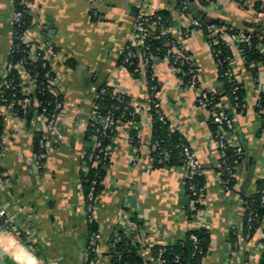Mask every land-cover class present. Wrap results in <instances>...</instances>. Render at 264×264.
Masks as SVG:
<instances>
[{
    "label": "crops",
    "instance_id": "0c3cea01",
    "mask_svg": "<svg viewBox=\"0 0 264 264\" xmlns=\"http://www.w3.org/2000/svg\"><path fill=\"white\" fill-rule=\"evenodd\" d=\"M136 1L28 2L33 17L31 39L38 50H47L65 107L58 121L61 138L45 148V165L39 169L35 136L45 132L44 124L35 112L31 118L22 117L15 115L12 108L0 106L3 120L0 209L6 210L17 228L7 231L0 225V254L12 264H86L90 227L83 193V166L89 146L95 143L88 134L96 98L105 85L126 95L132 105L141 106L138 129L141 146L137 149L130 143L132 129L121 123L118 136L112 140L111 158L104 166L97 197L99 227L105 235H111L125 222L123 214L133 215L142 230L136 238L141 253L144 259L150 260L157 245L174 242L190 227L198 228L205 223L210 243L203 264H230L229 228L239 218L244 198L256 189L264 176V132L259 130L255 109L264 91V65H259L254 73L243 59L240 44L226 39L246 103L245 111L230 108L236 119L234 139L240 144L243 139L247 140L250 155L256 160L253 176L249 177L250 162L246 158L234 189L227 192L219 185L215 173L218 151L208 108L198 105L197 89L188 86L168 61L159 60L154 64L161 85L158 97L170 128L182 135L202 165L205 212L202 217L191 220L184 211L188 198L183 191V170L179 166L155 167L151 160L149 147L154 132L147 105V78L144 73L136 75L119 64L121 50L129 40L134 21L131 11ZM204 1L208 2L203 10L209 18L221 17L240 29L247 23H256L264 31V17L255 7L259 3L264 5V0H247L243 5L235 0ZM144 2L150 12L170 11L174 35L182 37L186 21L178 9V0ZM14 7L15 0H0V80L12 56ZM190 29L184 43L197 63L201 86L224 95L225 82L207 38L202 30ZM260 48L264 54V44ZM23 79L29 80L25 75ZM220 81L222 86H216ZM32 83L29 80L28 84ZM51 137L54 138L52 134ZM21 232L32 247L23 243ZM238 241L240 254L244 258L248 256L255 264L259 254L258 238L246 240L244 233H239Z\"/></svg>",
    "mask_w": 264,
    "mask_h": 264
},
{
    "label": "built area",
    "instance_id": "2783aa9c",
    "mask_svg": "<svg viewBox=\"0 0 264 264\" xmlns=\"http://www.w3.org/2000/svg\"><path fill=\"white\" fill-rule=\"evenodd\" d=\"M89 3L94 4L95 2H101L103 0H87ZM150 1V0H147ZM178 9L182 12L185 17V24L183 28L182 37H177L174 35V28L172 26V21H168L159 14L158 11L150 12L147 8V3L143 1L142 4L138 5L139 13L134 18L131 32L129 35L128 43L122 48L124 51L121 67H128L136 64V71L139 74L144 73L147 78L149 94L147 98V105L149 107V113L151 115V123L153 127V117L157 116L158 119L166 123L168 118L166 117L161 101L158 97V92L160 90V82L157 79V75L154 70V64L159 60H166L169 62L171 68L176 72H179L181 78L187 81L188 86L197 89V103L199 106L208 108L209 119L212 124L215 125L214 137L216 140L218 158L216 160V177L219 185L230 192L234 189L236 185L237 177L245 163V147L235 142L234 139V119L229 113V109H241L245 111L246 103L245 100L240 98V90L243 88L241 82L238 80L235 69H234V58L228 57L229 65L223 71L222 77L226 80L229 85V90L232 94V98H223L219 101L213 100V94L215 91L211 89H205L200 83V73L198 66L193 57H191L187 51L186 45L184 43V38L190 35V27L198 28L202 30L210 46L213 43H217L220 39L226 40L227 38L234 43L247 42L251 44L252 33L240 32L239 34H229L226 27H217V25L210 24L205 21H200L195 18L188 8V3L186 0H180ZM247 0H237L239 3L246 2ZM29 0H24V6L21 9L14 8L12 16V32L14 45L12 49V54L18 49V46L22 44L28 47L27 56L21 57L14 61L11 58L7 62L5 74L0 80V106L7 108H13L14 100H9L4 97V88L13 83L14 78H10L6 81L12 73L17 71L20 74L21 82V92L24 95L22 99L17 102L22 106L24 110L30 112L34 109L37 116L44 124L46 130L43 132L39 141L40 149H45L53 142H58L61 138V133L58 130V121L60 114L65 107V101L58 90L59 79L51 67V63L48 60V55L45 53L46 61L43 62V66L47 67L44 73L45 86L43 87L38 83L37 77L32 74L30 68L27 67L29 60H38L37 54L39 51L37 45L33 42L30 36V28L25 31H21L19 28L23 25L25 17L27 14H31L28 7ZM262 8V7H261ZM97 14V10H96ZM259 15L264 17V11H259ZM33 22V17L31 19V24ZM205 22V31L202 29V23ZM158 41L161 43L160 46L153 47L152 41ZM17 41V42H16ZM46 50V49H45ZM47 51V50H46ZM213 54V52H212ZM213 56H216V54ZM244 59V57H243ZM245 61V60H244ZM246 62V61H245ZM215 64L217 68L222 67L223 61L215 59ZM257 63L253 62L250 66H256ZM27 76L32 85L28 84L29 80L23 79V76ZM30 85V86H29ZM108 86V85H107ZM48 92L53 94L54 108L49 110L46 106L42 105L36 95L40 92ZM105 87L101 88L99 94L105 93ZM113 97L116 100L110 109L104 114L97 113V107H95L93 112V117L96 118L93 121L95 126V133L93 134V139L95 141L92 151L89 153V160L92 166L102 165L103 167L109 162L111 158V143L106 147L102 148L103 137L108 136L111 132L113 140L119 134V127L121 119L125 117V113H121L118 117L116 116V110L120 109V104L125 102L121 93L113 89ZM98 94V95H99ZM130 105H132L130 103ZM259 110L257 111V117L259 121V128L261 132H264V104L261 101V95L257 100ZM133 110L129 113L135 116H140L141 106L132 105ZM38 108H40L38 110ZM154 111V115L151 112ZM19 111H15V115H19ZM132 116V117H133ZM140 120L131 119L123 122L129 128L136 129L138 131L140 126ZM171 129V128H170ZM51 134L54 136L51 137ZM110 135V136H111ZM2 133L0 134V146H2ZM130 143L137 149L141 146L138 135L134 136L131 134L129 136ZM160 139H152L149 147V153L152 157V162L158 163L165 166V163L170 156L172 148L167 145H162ZM181 143L177 144L175 147L178 148L179 156V167L183 170V186L187 182H192L194 178L202 174V165L197 153L189 146L187 142L183 140ZM36 161L39 169L44 168L45 165V152L35 154ZM166 167V166H165ZM260 179L264 180V176ZM99 184L98 175L96 174L90 182V188L87 195L84 194L85 199V210L86 219L90 227V236L87 244V262L86 264H113L115 259H121L124 254L130 253L132 248L136 250L137 254L143 257L141 253V247L136 239L141 233V226L139 221L133 216L127 213L123 214L125 222L119 226L111 235H105L102 229L98 225V220L96 216L97 211V186ZM191 190H195V186H190ZM205 186L201 188V193L196 198H189L187 196V202L184 206V211L186 216L195 220L196 218L202 217L205 212ZM184 191V188H183ZM84 193V192H83ZM186 195V194H185ZM258 195L259 202L264 206V187L261 189L256 187L250 194H248L242 204L239 218L235 220L229 228L228 232V257L230 259V264H252L249 257H245L240 254L239 251V241L238 234L244 233L246 240H250L253 237L258 238V258L255 264H264V213L260 214L258 209L254 207V203ZM251 198L252 201L247 203V199ZM201 205V207L198 206ZM0 217L4 219V229L7 231H16L17 228L13 226L10 218L6 214L5 209H0ZM257 223L256 227L254 224ZM207 224H202L197 229L206 228ZM195 227H190L181 236H178L174 242H166L162 245H157L154 250L156 256L153 259H144L143 264H147V261H152L154 264H163L165 259L162 257L165 247L173 244L175 242L183 243L186 240H190L193 244L192 256H198V264H203V259L207 255L202 247V240L195 232L192 230ZM209 230V229H208ZM125 240L126 246L121 247V242ZM144 258V257H143ZM180 257L178 256L175 260L177 264ZM185 264H190V261H186Z\"/></svg>",
    "mask_w": 264,
    "mask_h": 264
},
{
    "label": "trees",
    "instance_id": "16d2710c",
    "mask_svg": "<svg viewBox=\"0 0 264 264\" xmlns=\"http://www.w3.org/2000/svg\"><path fill=\"white\" fill-rule=\"evenodd\" d=\"M237 1V0H235ZM180 0H178V6L180 4ZM198 7L201 9H205V6H207L208 2L204 1V0H198ZM240 4H244L240 3ZM22 6H24V0H15V7L17 9H21ZM256 8L258 7V11H264V5L262 3L256 4L255 6ZM262 7V8H261ZM159 14L163 15V17L165 19H167L168 21H172L171 20V12L168 10H160L158 11ZM209 16V15H208ZM31 19H32V15L27 14L25 17V21L23 23V25L19 28L21 31H25L26 29L30 28L31 25ZM205 26L206 23L203 22L202 23V29L205 31ZM217 27L219 28H229L228 33L229 34H239L240 32H244V33H252V42L251 44H247V42H242L239 43L240 44V51L242 52V55L244 57V60L246 61V65L251 67L250 65L253 62H256L257 65L251 67L253 69L254 73H257L258 71V67L259 65H264V54L262 52V48L261 45L264 44V31L262 30L263 27H258L255 24H251L249 25V23H247V25L243 28L240 29L237 26L232 25L230 22H225L224 24H219L217 25ZM17 42V41H16ZM161 43L158 41H152V46L153 47H157L160 46ZM212 52L213 54L216 56H214V58L216 60L220 59L223 61L222 67L220 66L218 68L219 74L221 76V78L224 80L225 82V94L221 95L218 92H214L213 94V100L214 101H219L221 100V98H223V96H227L230 99L232 98V94L229 90V85L226 82V80L222 77L223 71L227 68V66L229 65L228 62V57H233V53L231 51L230 45L227 43L226 40L220 39L217 43H213L211 46ZM28 47H26V45L22 44L21 46H18V49L15 50V52H13L11 59L16 61L21 57L27 56ZM45 50V49H44ZM45 53L46 51H39V53L37 54V58L38 60L34 61V60H29V62L27 63V67L31 69L32 74L35 75L37 77V81L38 83H40V85H42L43 87L45 86V82H44V73L47 70V67L43 66V62L46 61L45 58ZM125 52L121 51V56L119 59V64L122 62L123 59V54ZM127 69H129L131 72H133L136 75H140L139 72L136 71V64L132 65V66H128ZM10 78H14V81L12 84H10L9 86L4 88V94L3 96L8 98L9 100H14V106H13V110L14 111H19V115L20 116H26L28 118H31V115L34 111V109H31L30 112L27 113V110H24L22 108V106L17 102V100L19 101L20 99H22L24 97V95L21 92V86H20V74L17 73V71H15V73H12L8 78H6V81H8ZM185 80V79H184ZM186 81V80H185ZM105 87L106 91L105 93H100L97 98H96V107H97V113L100 114H104L108 111V109L111 108V106L116 103L115 98L113 97V94H115L113 92V88L110 86H103ZM100 92V91H99ZM125 102L123 103H119L120 104V109L116 110V116L118 117L121 113H125V117L121 119V122H119L120 124L131 120V119H137L140 120V116H133L132 114H130L129 112L133 110L132 105H130V100L129 98L122 94ZM36 97L42 101V105L46 106L49 110H52L54 108V103H53V94L48 92L47 90H44V92H40L38 93V95H36ZM240 98L244 100V90L243 88L240 90ZM261 101L262 104H264V91L261 93ZM40 108H38L39 110ZM256 111L259 110L258 106H256ZM238 111H241V109H238ZM151 112L154 115V111L151 110ZM27 113V114H25ZM133 116V117H132ZM96 118L92 117L91 119V130L89 132V137L91 138L93 136V134L95 133V126L98 125V123H95L93 125V121H95ZM211 123V122H210ZM264 126V124H263ZM211 127L213 129V131L215 130V125L211 123ZM153 139H160L162 142V145H167L169 148L171 149L170 152V156L168 157L165 166H178L179 165V156H178V148H176L175 146L179 143H181L180 141L183 140L184 142H187L182 135L178 132V131H172L170 129V123L167 120L166 123L161 122L157 116L153 117ZM260 130V128H259ZM3 131V120L0 117V134ZM116 130L114 132H111L108 136L103 137V142H102V148H106L110 143L112 145V133H115ZM131 133L134 136L138 135V131L136 129H132ZM112 134V135H111ZM111 135V136H110ZM40 135L35 136V153H43L45 152V149H40L39 147V142L40 141ZM90 145V144H89ZM92 151V146H89V149L87 151L86 157H85V164L83 166V184H84V194L87 195L89 188H90V182L91 180L94 178V176L97 174L98 175V179H99V184L97 186V193L100 192L101 190V181L102 178L104 176V167L102 165H97V166H92L91 165V161L89 160V153ZM163 166V167H165ZM155 167H162V165L155 163ZM194 185L195 186V190H191L190 186ZM205 186V178L204 176L201 174L199 176H197L196 178L193 179L192 182H187L186 184H184L183 188H184V192L186 194V196H188L189 198H196L198 197V195L201 193V188ZM258 187L261 189L262 187H264V180L261 179L258 181ZM254 198L255 201H252L251 198H246L247 199V203H250L251 201L254 203V207H256L259 211L260 214L264 213V206H262L259 202L258 199V195H256ZM199 207H201V205L198 204ZM0 225L3 227L4 225V219L0 217ZM257 223L254 224V227H256ZM192 232H195L196 234H198V236L201 238L202 240V247L205 251H208V247H209V243H210V233L209 230L206 228H200V229H193ZM20 237L23 241V243L25 245H27L28 247H32L31 243L26 239V236L24 233H20ZM126 246V241L123 240L121 242V247H125ZM193 253V244L190 240H186L183 243L180 242H175L173 244H170L168 246L165 247V251L162 255V257L165 259V262L163 264H177L175 262L176 258L179 256L180 257V264H185V262L188 260L190 261V264H198L199 262V257L196 256H192ZM154 256H156V252L154 254ZM6 259V258H5ZM7 260V259H6ZM8 261V260H7ZM10 264H12L10 261H8ZM263 262H264V256H263ZM144 263V258L137 254L136 250L132 248V251L130 253H126L123 255V257L121 259H115L113 264H143ZM200 263V262H199ZM147 264H154L152 261H147Z\"/></svg>",
    "mask_w": 264,
    "mask_h": 264
},
{
    "label": "water",
    "instance_id": "95a60500",
    "mask_svg": "<svg viewBox=\"0 0 264 264\" xmlns=\"http://www.w3.org/2000/svg\"><path fill=\"white\" fill-rule=\"evenodd\" d=\"M144 0H137L132 8L131 11V15L134 16V18L138 15L139 13V9H138V5L142 4ZM188 3V8L190 10V12H192L193 16L195 18H198L200 21H205L208 22L210 24H214V25H219V24H224L226 22L225 19L221 18V17H210L208 16V13L206 11H204L203 9L199 8L196 1L195 0H186ZM216 86H222V82L220 81L219 84H216ZM219 92H221V88L218 89ZM230 115L234 116V111H232L230 109ZM234 120L236 121V119L234 118ZM238 123L236 122V125ZM241 137V134H240ZM242 144L245 146V157L249 160L250 164L248 167V176L252 177L253 173L255 171L256 168V160L254 159V157L252 155H250V152L248 150V142L247 140L243 139ZM0 264H10L5 257H3L0 254Z\"/></svg>",
    "mask_w": 264,
    "mask_h": 264
},
{
    "label": "bare ground",
    "instance_id": "6f19581e",
    "mask_svg": "<svg viewBox=\"0 0 264 264\" xmlns=\"http://www.w3.org/2000/svg\"><path fill=\"white\" fill-rule=\"evenodd\" d=\"M28 251V250H27Z\"/></svg>",
    "mask_w": 264,
    "mask_h": 264
}]
</instances>
